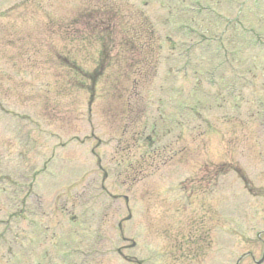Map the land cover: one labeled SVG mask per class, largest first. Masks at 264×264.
Instances as JSON below:
<instances>
[{
  "label": "rangeland",
  "instance_id": "374dc122",
  "mask_svg": "<svg viewBox=\"0 0 264 264\" xmlns=\"http://www.w3.org/2000/svg\"><path fill=\"white\" fill-rule=\"evenodd\" d=\"M0 264H264V0H0Z\"/></svg>",
  "mask_w": 264,
  "mask_h": 264
}]
</instances>
